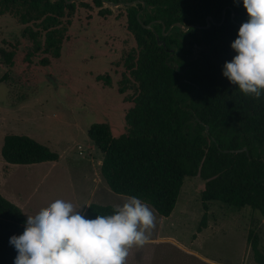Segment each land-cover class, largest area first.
<instances>
[{
    "label": "trees",
    "instance_id": "16d2710c",
    "mask_svg": "<svg viewBox=\"0 0 264 264\" xmlns=\"http://www.w3.org/2000/svg\"><path fill=\"white\" fill-rule=\"evenodd\" d=\"M67 1L0 0V13L16 7L21 23L38 25L36 31H24L33 42L28 56L43 51L59 58L66 38L62 19L76 6ZM93 2L96 7L104 3ZM126 7L127 27L136 41V48L124 59L128 74H123L119 86L120 93L131 86L135 89L133 106L125 114L126 131L114 136L108 123L94 122L87 132L104 155L103 180L113 193L137 196L161 217H169L184 178L200 177L205 213L198 233L206 227L211 201L250 206L264 217V95L246 96L222 75L224 62L235 54L230 43L247 19L242 4L239 0H139ZM140 10V20L152 22L151 28L139 22ZM2 54L11 66L14 52L2 50ZM104 83L110 85L109 76ZM1 155L7 163L22 165L60 157L23 134L6 135ZM113 209L90 203L86 212L94 218ZM25 218L23 210L0 193V264H11L14 253L8 239L19 236ZM248 242L254 261L264 264L258 235L250 231Z\"/></svg>",
    "mask_w": 264,
    "mask_h": 264
},
{
    "label": "rangeland",
    "instance_id": "374dc122",
    "mask_svg": "<svg viewBox=\"0 0 264 264\" xmlns=\"http://www.w3.org/2000/svg\"><path fill=\"white\" fill-rule=\"evenodd\" d=\"M75 4L62 19L66 38L59 58L43 51L28 56L33 42L24 31H36L38 25L21 23L16 7L0 13V193L12 198L26 218L55 199L115 207L128 198L113 193L103 180L104 155L87 134L94 122L108 123L114 136L126 131L125 114L133 106L135 89L130 85L120 93L119 86L128 74L124 59L136 48L127 7H96L93 0ZM2 50L14 52L11 66ZM107 76L110 85L104 83ZM8 134L30 136L60 157L31 165L7 163L1 148ZM203 185L200 177H185L169 217L147 203L155 227L144 245L129 250L125 264H257L248 235H258L264 252V217L250 206L211 201L206 227L198 233L205 213Z\"/></svg>",
    "mask_w": 264,
    "mask_h": 264
},
{
    "label": "clouds",
    "instance_id": "9594fccd",
    "mask_svg": "<svg viewBox=\"0 0 264 264\" xmlns=\"http://www.w3.org/2000/svg\"><path fill=\"white\" fill-rule=\"evenodd\" d=\"M247 19L230 43L234 51L222 75L246 96L264 95V0H239ZM55 199L24 219L19 236L8 239L11 264H125L132 247H140L155 227L146 202L129 196L111 214L88 218L84 207Z\"/></svg>",
    "mask_w": 264,
    "mask_h": 264
},
{
    "label": "water",
    "instance_id": "95a60500",
    "mask_svg": "<svg viewBox=\"0 0 264 264\" xmlns=\"http://www.w3.org/2000/svg\"><path fill=\"white\" fill-rule=\"evenodd\" d=\"M76 1H78V0H68L67 2L68 3H73V2H76ZM139 0H136V1H132V2H129V3H125V2H112V1H109V0H103V2L104 3H108V4H110V5H112V6H115V7H118V6H121V5H128V6H130V5H134V4H136L137 2H138ZM142 5H143V7L145 6V3L143 2L142 3ZM140 13H141V11H140ZM140 13H138V20H139V22L140 23H142V21L140 20ZM232 17H234V14H232ZM223 19H224V15H223ZM142 25H143V27H145V28H151V26H152V22L151 23H148V24H144V23H142ZM173 26V25H172ZM174 26H178V27H180V28H182L184 31H186V30H188L189 29V27L188 26H185V25H183L182 23H175L174 24ZM163 29H164V25H163Z\"/></svg>",
    "mask_w": 264,
    "mask_h": 264
},
{
    "label": "flooded vegetation",
    "instance_id": "af4514ba",
    "mask_svg": "<svg viewBox=\"0 0 264 264\" xmlns=\"http://www.w3.org/2000/svg\"><path fill=\"white\" fill-rule=\"evenodd\" d=\"M125 6H127V5H125ZM141 12H142V10H140ZM140 11H139V13H140ZM141 14V13H140Z\"/></svg>",
    "mask_w": 264,
    "mask_h": 264
},
{
    "label": "crops",
    "instance_id": "0c3cea01",
    "mask_svg": "<svg viewBox=\"0 0 264 264\" xmlns=\"http://www.w3.org/2000/svg\"><path fill=\"white\" fill-rule=\"evenodd\" d=\"M9 200L11 201V200H12V198H9Z\"/></svg>",
    "mask_w": 264,
    "mask_h": 264
}]
</instances>
